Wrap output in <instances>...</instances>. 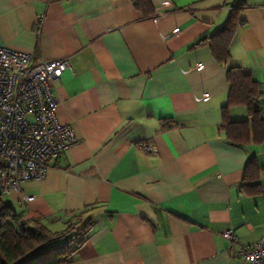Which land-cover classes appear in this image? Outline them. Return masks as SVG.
Wrapping results in <instances>:
<instances>
[{"label":"crops","instance_id":"obj_1","mask_svg":"<svg viewBox=\"0 0 264 264\" xmlns=\"http://www.w3.org/2000/svg\"><path fill=\"white\" fill-rule=\"evenodd\" d=\"M143 2L0 0V46L71 59L52 89L79 139L46 179L4 200L54 233L90 222L69 264H242L224 233L247 246L264 237V137L235 145L222 124L232 66L262 86L264 115V0ZM233 13L223 64L209 43ZM229 114L252 120L244 106ZM256 177L260 191L242 190Z\"/></svg>","mask_w":264,"mask_h":264},{"label":"built area","instance_id":"obj_2","mask_svg":"<svg viewBox=\"0 0 264 264\" xmlns=\"http://www.w3.org/2000/svg\"><path fill=\"white\" fill-rule=\"evenodd\" d=\"M43 21L38 20L39 35ZM67 70H73L69 58L34 61L27 52L0 46V155L6 164L0 173L1 196L21 193L22 184L46 179L51 164L79 143L72 127L56 116L58 100L52 88ZM141 149L158 153L148 143ZM224 237L240 246L242 264H264V237L251 246L241 244L232 230Z\"/></svg>","mask_w":264,"mask_h":264},{"label":"trees","instance_id":"obj_3","mask_svg":"<svg viewBox=\"0 0 264 264\" xmlns=\"http://www.w3.org/2000/svg\"><path fill=\"white\" fill-rule=\"evenodd\" d=\"M132 1L137 7L145 3L143 0ZM233 14L227 25L209 43L214 58L223 64L228 63L231 57L230 45L240 24L237 13ZM228 81L230 92L228 106L224 109L223 130L235 145H244L252 140L261 142L264 137V115L257 98L263 93L262 86L235 66L228 70ZM236 106L247 107L252 113V120L233 122L229 108ZM248 167L258 170L254 159L249 161ZM5 170V160L0 155V173ZM250 179H254V184L246 179L242 190L260 191L258 177ZM4 197L0 195V264H69L74 260L79 246L89 233L90 222L83 224L78 232H72L70 226L62 233H54L43 223L30 221L24 213L15 211Z\"/></svg>","mask_w":264,"mask_h":264}]
</instances>
